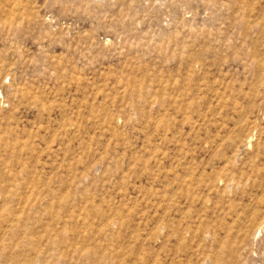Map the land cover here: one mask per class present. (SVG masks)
I'll return each instance as SVG.
<instances>
[{"label": "rangeland", "instance_id": "374dc122", "mask_svg": "<svg viewBox=\"0 0 264 264\" xmlns=\"http://www.w3.org/2000/svg\"><path fill=\"white\" fill-rule=\"evenodd\" d=\"M0 264H264V0H0Z\"/></svg>", "mask_w": 264, "mask_h": 264}]
</instances>
